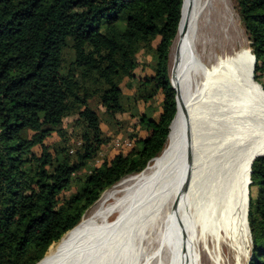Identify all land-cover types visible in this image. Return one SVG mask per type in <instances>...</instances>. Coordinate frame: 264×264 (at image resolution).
<instances>
[{
  "label": "trees",
  "instance_id": "16d2710c",
  "mask_svg": "<svg viewBox=\"0 0 264 264\" xmlns=\"http://www.w3.org/2000/svg\"><path fill=\"white\" fill-rule=\"evenodd\" d=\"M183 3L0 0V264L51 260L105 190L162 152L177 111L169 55ZM233 3L264 89V0ZM125 88L145 106L128 124L131 147L96 165L111 140L101 123H123ZM53 133L59 139L48 143ZM253 135H237L246 154V264H264V155L256 157L264 147L252 153Z\"/></svg>",
  "mask_w": 264,
  "mask_h": 264
},
{
  "label": "bare ground",
  "instance_id": "6f19581e",
  "mask_svg": "<svg viewBox=\"0 0 264 264\" xmlns=\"http://www.w3.org/2000/svg\"><path fill=\"white\" fill-rule=\"evenodd\" d=\"M224 26L227 14L221 0H184L170 53L177 116L154 164L124 189L129 202L158 172L148 189L151 203L138 210V215L145 212L127 224L117 245L90 264H155L158 259L159 264H174L179 252L190 255L191 245L200 247L203 241L214 252L219 247L240 253L246 246V154L236 145L235 127L264 122V92L252 69L237 71L241 59L236 52L220 55L209 65L199 58L200 42L204 47L227 46Z\"/></svg>",
  "mask_w": 264,
  "mask_h": 264
},
{
  "label": "rangeland",
  "instance_id": "374dc122",
  "mask_svg": "<svg viewBox=\"0 0 264 264\" xmlns=\"http://www.w3.org/2000/svg\"><path fill=\"white\" fill-rule=\"evenodd\" d=\"M221 5L225 7L227 14V27L224 26L222 28L223 29L222 36H225L227 38V46L225 48L221 46H216L213 48L210 45L204 47L203 44H201L200 42V46H198L197 54L205 64L209 65L210 62L214 61L216 57L220 55H227L229 53L236 52L238 54V57H240L241 59V67L237 71H240L245 66L251 69V63L253 57L250 55L249 52L250 50H248L247 48L248 47L247 36L240 22V19L235 11L233 0H221ZM212 40H213V44H215L214 39ZM170 53H171V49H170ZM170 67H171V58L169 55V75H170V80L172 82L171 79L172 73ZM136 71L138 73L140 72L139 67L136 69ZM140 74H142V71L140 72ZM124 93L127 96L125 100L126 110L121 116L123 119V123L121 124V126L115 125L111 127L105 122V120L101 123L102 130L111 138V140L106 146L102 148L99 156L96 159V163H95L96 165H100V163L104 158L110 160L120 150L122 149L128 150L131 147V144H129V141H127L128 124L133 121L134 119L133 116L135 114H138L144 110L145 106L143 103L137 102L134 99L132 91L125 88ZM151 105L157 108L158 106L157 100L152 102ZM246 124H253V125L243 126ZM237 126H242L237 128L235 134V142L238 147L240 145L237 142V135L239 132H242L243 130L246 129H250V131L254 133L252 138L259 137L260 145L254 147L253 149L264 146L262 144V140L264 137V122L262 123L250 122ZM238 129L240 130L238 131ZM58 139L59 137L56 135V133H53L50 137L46 139V141L48 143H53ZM33 150L38 151L39 147L34 146ZM156 158L149 164L147 168H149L150 166H152V164H154ZM147 168H145L144 170H146ZM142 173L138 175L135 174V176L134 175L128 176L122 179L117 184L105 190L101 194L99 199L90 207V209L83 216V218L85 216L86 217L79 225L75 235L72 236L63 245V247L61 248V250L58 252L57 255H55L51 260L46 261L42 264H90L99 261L104 256H106L108 252L111 251L117 245L119 239L122 237V234L127 224L129 222L135 223L138 220V218L141 216V214H144L145 212L144 210L143 213H140L138 215L137 214L138 210L143 206L144 209H146L151 203L152 196L148 194V189L156 180L158 172H155L156 174L153 173L151 175L149 181L145 185V190L136 194L131 201L125 202L126 196L124 191L130 186L131 183L135 182L136 179H138ZM125 180L127 181L124 182ZM111 190L113 191L104 200L100 201L102 196L106 192H109ZM192 227H191L192 232L194 233V226L192 225ZM184 237L188 241L189 239L188 235L184 234ZM189 243L188 245H190ZM57 244L58 243L52 245L51 247L56 246ZM250 244H251V240L248 232H247L246 246L244 247L246 249L243 248V250H241L240 253L228 252L227 249L221 251L219 247H217L216 248L217 251L214 252V249L212 248L209 249L208 245L203 241L200 243V247L199 244L197 246H195L194 244L191 245V249H190L191 256L189 255L188 252L187 254L179 252L180 253V254L178 253L179 258L176 260L174 259L175 261L174 264L175 263L176 264H192V263L221 264L220 260H222V264H246L249 256ZM155 251L156 250L154 248L151 251V254L153 253L152 255H155L156 254ZM159 263H160L159 259L155 261V264H159Z\"/></svg>",
  "mask_w": 264,
  "mask_h": 264
},
{
  "label": "water",
  "instance_id": "95a60500",
  "mask_svg": "<svg viewBox=\"0 0 264 264\" xmlns=\"http://www.w3.org/2000/svg\"><path fill=\"white\" fill-rule=\"evenodd\" d=\"M181 14H182V11H181ZM177 36H178V32H177V34H176V36H175V38H177ZM175 40V39H174ZM174 42V41H173ZM173 44V43H172ZM172 46V45H171ZM253 55V54H252ZM254 63H255V59H254ZM255 80V79H254ZM255 82L258 84V85H260V88L262 89V91L264 92V89H263V87H262V85L258 82V81H256L255 80ZM172 83V82H171ZM172 86L175 88V86L173 85V83H172ZM176 89V88H175ZM177 99H178V92H177V90H176V102H177ZM264 154H262V155H258L257 157H259V156H263ZM251 182V181H250ZM247 211H248V208H247ZM247 228H248V224H247ZM248 231H249V228H248ZM250 235V234H249Z\"/></svg>",
  "mask_w": 264,
  "mask_h": 264
},
{
  "label": "built area",
  "instance_id": "2783aa9c",
  "mask_svg": "<svg viewBox=\"0 0 264 264\" xmlns=\"http://www.w3.org/2000/svg\"><path fill=\"white\" fill-rule=\"evenodd\" d=\"M129 144H131V143L129 142Z\"/></svg>",
  "mask_w": 264,
  "mask_h": 264
}]
</instances>
